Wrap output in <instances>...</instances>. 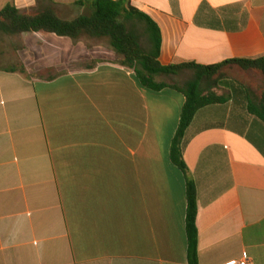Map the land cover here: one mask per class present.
<instances>
[{
    "label": "crops",
    "instance_id": "crops-1",
    "mask_svg": "<svg viewBox=\"0 0 264 264\" xmlns=\"http://www.w3.org/2000/svg\"><path fill=\"white\" fill-rule=\"evenodd\" d=\"M76 1L0 0V11L72 20L90 12ZM131 4L159 26L165 66L264 56V0ZM0 39V264H189L186 178L170 157L184 94L143 88L107 39ZM234 73L238 90L214 89L229 101L188 130L199 264H264V124L248 111L264 82Z\"/></svg>",
    "mask_w": 264,
    "mask_h": 264
},
{
    "label": "trees",
    "instance_id": "trees-1",
    "mask_svg": "<svg viewBox=\"0 0 264 264\" xmlns=\"http://www.w3.org/2000/svg\"><path fill=\"white\" fill-rule=\"evenodd\" d=\"M75 5L86 7L90 12L72 20H65L53 9L27 14L14 5H7L0 11V33L19 36L42 32L74 40L82 36L107 39L109 47L117 56L116 63L132 69L143 88L154 92L171 88L184 94L186 102L172 141L170 157L186 178L188 259L189 264H199L197 187L189 175L184 158L189 142L188 130L200 110L229 101L226 95H217L215 88L223 85L227 91L236 92L240 87L236 80L222 78L223 69L236 67L245 72H258L264 82V56L256 59L229 60L209 66L195 63L165 66L159 61L162 46L159 26L147 14L134 8L131 0H77ZM6 70L25 72L24 67ZM186 72L192 73L193 78L184 81L183 86L163 80L167 78L176 81L177 77ZM248 111L264 124V88L258 100H252L251 96L248 98Z\"/></svg>",
    "mask_w": 264,
    "mask_h": 264
},
{
    "label": "rangeland",
    "instance_id": "rangeland-1",
    "mask_svg": "<svg viewBox=\"0 0 264 264\" xmlns=\"http://www.w3.org/2000/svg\"><path fill=\"white\" fill-rule=\"evenodd\" d=\"M102 44H104V46H108L107 42L106 43L101 42V45ZM4 47H5L4 41L0 39V54L4 53ZM92 51L94 52L93 59H91V61H89L88 64H92V62H96V61H93V60H97V58L99 56V54L97 53L98 52L97 49L92 50ZM0 59H1V56H0ZM102 60H106V59H102ZM97 61H100V60H97ZM4 63H5L4 60H0V68L3 67L1 65H3ZM236 69H237L236 67H227V68L223 69L222 72H221L222 78L223 79H228V80H231V79L232 80L233 79L236 80L235 79V73H234V70H236ZM163 80L166 81L167 83H170V84H177L179 86H183L184 85V81L183 80L181 81V79H178V80L175 81V80H170V79L166 78V79H163ZM263 88H264V86L263 87L260 86V88H258L259 92H261ZM215 90H219V91H225L226 90L227 91V88H224L223 85H221V86L215 88Z\"/></svg>",
    "mask_w": 264,
    "mask_h": 264
},
{
    "label": "built area",
    "instance_id": "built-area-1",
    "mask_svg": "<svg viewBox=\"0 0 264 264\" xmlns=\"http://www.w3.org/2000/svg\"><path fill=\"white\" fill-rule=\"evenodd\" d=\"M227 264H250V262L248 259L244 258V259H241L240 261H233Z\"/></svg>",
    "mask_w": 264,
    "mask_h": 264
}]
</instances>
